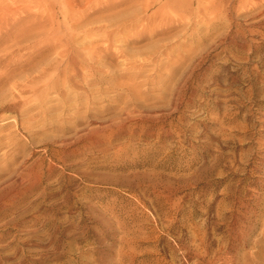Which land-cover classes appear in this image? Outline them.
I'll list each match as a JSON object with an SVG mask.
<instances>
[{"label": "rangeland", "instance_id": "374dc122", "mask_svg": "<svg viewBox=\"0 0 264 264\" xmlns=\"http://www.w3.org/2000/svg\"><path fill=\"white\" fill-rule=\"evenodd\" d=\"M0 135V264H264V1L0 0Z\"/></svg>", "mask_w": 264, "mask_h": 264}, {"label": "bare ground", "instance_id": "6f19581e", "mask_svg": "<svg viewBox=\"0 0 264 264\" xmlns=\"http://www.w3.org/2000/svg\"><path fill=\"white\" fill-rule=\"evenodd\" d=\"M263 1H264V0H263ZM237 2H238V1H237ZM240 2H241V1H240ZM244 3H245V2H244ZM257 3H258V2H256V4H257ZM240 5H241V4H240ZM247 5H248V4H247ZM243 7H244V5H243ZM241 9H242V8H241ZM241 9H240V10H241ZM240 44H241V43H240ZM73 61H74V60H73ZM40 74H41V73H40ZM89 76H91V75H89ZM38 78L41 79L42 77L40 76V77H38ZM38 78H37V79H38ZM37 79H36V80H37ZM40 79H39L38 81H40ZM33 80H34V79H33ZM31 82H32V78H31ZM35 82H37V81H33L32 83L35 84ZM34 84H33V85H34ZM17 86H18V85H17ZM20 88H22V87H20ZM26 90H27V89H26ZM23 98H24V97H23ZM27 102H28V101H27ZM55 103H56V102H55ZM58 105H59V104H58ZM65 107H66V106H65ZM29 113H30V112H29ZM24 116H25V115H24ZM40 117H41V116H40ZM24 118H25V117H24ZM30 119H31V118H30ZM22 121H23V120H22ZM105 130H106V129H105ZM2 133H4V132H2ZM101 133H102V132H101ZM3 135H4V134H3ZM0 136H1V135H0ZM78 136H79V135H78ZM106 138H107V137H106ZM87 139H88V138H87ZM90 139H91V138H90ZM94 139H95V138H94ZM102 140H103V139H102ZM102 140H101V141H102ZM107 141H108V140H107ZM95 143H96V142H95ZM105 144H106V143H105ZM68 154H69V153H68ZM70 165H71V164H70ZM21 173H22V172H21ZM22 175H23V174H22ZM39 176H40V175H39ZM22 177H23V176H22ZM24 181H25V180H24ZM1 182H2V181H1ZM39 183H40V182H39ZM149 183H150V182H149ZM36 185H37V183H36ZM0 188H1V187H0ZM169 205H170V204H169ZM90 217H91V216H90ZM12 220H13V219H12ZM181 246H182V245H181ZM186 246H187V245H186ZM183 247H184V246H183ZM187 249H188V248H187ZM184 252H186V251H184Z\"/></svg>", "mask_w": 264, "mask_h": 264}]
</instances>
